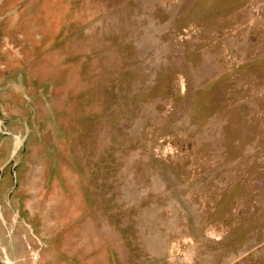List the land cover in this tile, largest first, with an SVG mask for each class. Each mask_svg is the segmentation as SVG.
<instances>
[{
    "label": "rangeland",
    "instance_id": "374dc122",
    "mask_svg": "<svg viewBox=\"0 0 264 264\" xmlns=\"http://www.w3.org/2000/svg\"><path fill=\"white\" fill-rule=\"evenodd\" d=\"M194 2L0 0V264H264V0Z\"/></svg>",
    "mask_w": 264,
    "mask_h": 264
},
{
    "label": "crops",
    "instance_id": "0c3cea01",
    "mask_svg": "<svg viewBox=\"0 0 264 264\" xmlns=\"http://www.w3.org/2000/svg\"><path fill=\"white\" fill-rule=\"evenodd\" d=\"M196 2H199L198 0H194ZM211 2L210 5H205V3L203 5H197L195 4L194 6H192L193 8L197 9L198 12H203V14L205 15H208L209 16V23H217V22H222V21H225L224 19H219V16H222V14L226 15L228 14V10L227 8H230L231 7V12L235 13L236 10H237V6L238 4L235 2L236 0H231L232 2L228 4L227 3H224V5H219L218 3L221 1V0H209ZM227 1V0H226ZM206 7L207 10H202L201 8H204ZM224 7H225V11H224ZM211 16L214 18V19H211ZM202 22H204L203 19H200Z\"/></svg>",
    "mask_w": 264,
    "mask_h": 264
}]
</instances>
